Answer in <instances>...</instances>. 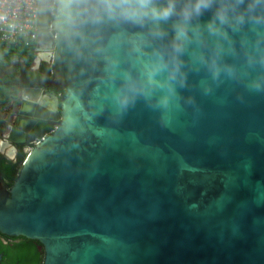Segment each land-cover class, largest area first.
<instances>
[{"label": "water", "instance_id": "obj_1", "mask_svg": "<svg viewBox=\"0 0 264 264\" xmlns=\"http://www.w3.org/2000/svg\"><path fill=\"white\" fill-rule=\"evenodd\" d=\"M53 3L42 0L36 50L56 49L66 93L24 87L9 137L61 123L33 148L12 197L0 184V232L39 239L43 264H264V95L192 87L194 105L167 126L142 104L90 119L86 78L44 12Z\"/></svg>", "mask_w": 264, "mask_h": 264}, {"label": "clouds", "instance_id": "obj_2", "mask_svg": "<svg viewBox=\"0 0 264 264\" xmlns=\"http://www.w3.org/2000/svg\"><path fill=\"white\" fill-rule=\"evenodd\" d=\"M70 68L86 78L90 115L137 105L163 125L225 84L264 95V0H56ZM3 17H0L2 19ZM195 78V79H194Z\"/></svg>", "mask_w": 264, "mask_h": 264}, {"label": "trees", "instance_id": "obj_3", "mask_svg": "<svg viewBox=\"0 0 264 264\" xmlns=\"http://www.w3.org/2000/svg\"><path fill=\"white\" fill-rule=\"evenodd\" d=\"M36 46L9 47L0 50V103L6 106L11 101L20 99L21 90L26 86L49 87L64 96L66 90L56 83L51 84L53 65L42 63L38 69L33 68L36 59ZM55 122L41 120L31 133L30 139L35 140L54 129ZM25 156L21 151L17 162L7 160L0 154V169L3 178L14 181L19 173L20 164ZM6 240V241H5ZM0 255L3 264H43L45 251L39 239L25 236L9 237L0 232Z\"/></svg>", "mask_w": 264, "mask_h": 264}, {"label": "flooded vegetation", "instance_id": "obj_4", "mask_svg": "<svg viewBox=\"0 0 264 264\" xmlns=\"http://www.w3.org/2000/svg\"><path fill=\"white\" fill-rule=\"evenodd\" d=\"M45 9L46 10H44V12H46V13H49V11H51V15H52V17L50 19L51 31L53 32V34L59 33L62 35L63 33H62L61 27H60V18H59L57 6H56V0H54L53 6L51 8L45 7ZM48 45H50V44H48ZM36 54L38 57H40V60L38 63L36 62L37 68H34V69H38L42 65V63H44V62L52 64V61L55 59V56H56V49L55 50H44V51H40V52L37 51ZM53 83H56L58 86L62 87L63 86L62 84H64V80L57 75H53L52 80H51V84H53ZM47 88L49 90H51L49 87H47ZM51 91H53V90H51ZM53 92H55V91H53ZM58 94L62 97V94L60 92ZM18 104H19V100L17 102L11 101L6 106H3L0 103V134L2 136L1 137L2 141H0V154H2V156H4L7 160H12L14 162H17L19 159V156L21 154V151L23 150V152H25V156H24V158L20 164V170H19L18 176L14 181L8 182L7 180H5L3 178L2 170L0 169V184L4 183V185L7 186L6 190L9 192L10 197L13 196L12 188H13L14 184L16 183L17 179L21 176L22 166L24 163H26L29 155L31 154V152L33 150V148H35L36 145L41 142V140H43L44 138L49 136L52 132H54L56 130L57 125H59L61 123V121L55 123L54 129L51 130L49 133H46L44 136H42L40 138H36L35 140H31L30 139L31 133L38 126V124H39L38 123L35 126V128L30 133L27 134L26 139L23 142H15V141L10 139L9 134H10L11 130H13V127H14L13 123L15 122V119L17 117L16 111H17V105ZM59 109H60V107H59ZM37 140H39V142L35 143V141H37ZM7 236H9V235H7ZM9 237H13V236H9Z\"/></svg>", "mask_w": 264, "mask_h": 264}, {"label": "built area", "instance_id": "obj_5", "mask_svg": "<svg viewBox=\"0 0 264 264\" xmlns=\"http://www.w3.org/2000/svg\"><path fill=\"white\" fill-rule=\"evenodd\" d=\"M41 7L42 0H0V50L37 44Z\"/></svg>", "mask_w": 264, "mask_h": 264}, {"label": "rangeland", "instance_id": "obj_6", "mask_svg": "<svg viewBox=\"0 0 264 264\" xmlns=\"http://www.w3.org/2000/svg\"><path fill=\"white\" fill-rule=\"evenodd\" d=\"M39 54V53H38ZM37 60H40V57H38L37 55H36V59L34 60V63H33V68H37V63H36V61ZM1 134H0V141H2V139H1Z\"/></svg>", "mask_w": 264, "mask_h": 264}]
</instances>
